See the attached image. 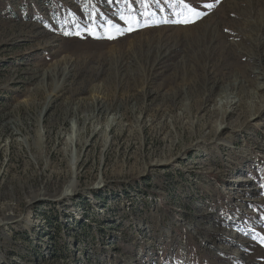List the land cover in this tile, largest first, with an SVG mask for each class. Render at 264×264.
Returning <instances> with one entry per match:
<instances>
[{
    "label": "rangeland",
    "instance_id": "1",
    "mask_svg": "<svg viewBox=\"0 0 264 264\" xmlns=\"http://www.w3.org/2000/svg\"><path fill=\"white\" fill-rule=\"evenodd\" d=\"M185 3L0 0V264H264V0Z\"/></svg>",
    "mask_w": 264,
    "mask_h": 264
},
{
    "label": "snow or ice",
    "instance_id": "2",
    "mask_svg": "<svg viewBox=\"0 0 264 264\" xmlns=\"http://www.w3.org/2000/svg\"><path fill=\"white\" fill-rule=\"evenodd\" d=\"M109 2H111V0H109ZM139 2L144 3V0H139ZM151 2L156 3L158 7L160 6V0H151ZM165 2H167V0H165ZM125 3H129V0H125ZM180 3L183 4V7L185 9H188L193 14L194 19H187L186 18V19H183V20L175 21V22H178V23H194L196 19H199L203 15V13L199 12L197 10V8L191 7L188 3H185V0H180ZM205 7L211 8L212 5L211 4H206ZM161 11H164V9L161 8ZM146 15H150V13H146ZM120 19L125 21V23L128 26L127 29H121L119 24H113L112 20H108L107 21V26H110V27L116 29L117 35H122L125 30H127V31L133 30L132 27H131L132 22H133L131 18L126 19L124 15H121ZM135 22H136L137 25H139V20L138 19H136ZM98 27H105V25H98ZM88 30L89 29L86 27L85 31H88ZM64 34L67 35L69 33L65 32ZM77 34H79V33H77ZM92 34H95V33H92ZM108 38H116V36H109Z\"/></svg>",
    "mask_w": 264,
    "mask_h": 264
},
{
    "label": "bare ground",
    "instance_id": "3",
    "mask_svg": "<svg viewBox=\"0 0 264 264\" xmlns=\"http://www.w3.org/2000/svg\"><path fill=\"white\" fill-rule=\"evenodd\" d=\"M251 53V52H250ZM251 55V54H250ZM45 75V74H44ZM46 76H44L43 77V79L45 78ZM62 78V77H61ZM62 80V79H61ZM52 102V101H51ZM94 104H95V109L93 110V112H96V114H100V113H102L103 111H104V106H103V103L101 102V100H96V101H94ZM50 103H47L46 104V106H45V110H46V108H48V107H50ZM229 106V105H228ZM229 112H233V108H230V109H228V110H226V113H229ZM12 131H14V133H18L16 130H12ZM63 153H64V155H66V152H65V150L63 151ZM0 187L2 188L3 187V185H2V183H0ZM78 191V189L77 188H74V189H72L71 190V192L70 193H64V194H60V196L59 197H57V199L58 198H66V199H68L69 197H71V195L72 194H74L75 192H77Z\"/></svg>",
    "mask_w": 264,
    "mask_h": 264
}]
</instances>
